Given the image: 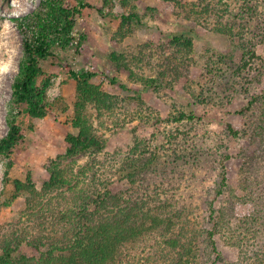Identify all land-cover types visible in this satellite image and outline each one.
I'll use <instances>...</instances> for the list:
<instances>
[{
    "label": "rangeland",
    "instance_id": "rangeland-1",
    "mask_svg": "<svg viewBox=\"0 0 264 264\" xmlns=\"http://www.w3.org/2000/svg\"><path fill=\"white\" fill-rule=\"evenodd\" d=\"M40 1L0 0V139L17 112L24 136L0 154V234L26 225V193L13 181L29 174L40 190L47 163L64 152L65 136L78 132L67 64L94 74L90 83L111 98L100 114L86 109L105 148L96 163L85 158L77 167L88 163L100 179L126 157L152 159L134 185L112 179L110 191L175 217L173 240L192 243L194 264H256L264 251V0H133L139 22L121 32L130 8L87 0L90 8L72 18L69 46L53 48L41 63L38 85L47 82L48 107L32 119L12 109V84L23 57L18 25ZM171 35L190 38L191 52L171 44ZM160 233L141 239L122 264H166L168 237ZM17 253L36 254L25 245Z\"/></svg>",
    "mask_w": 264,
    "mask_h": 264
},
{
    "label": "trees",
    "instance_id": "trees-1",
    "mask_svg": "<svg viewBox=\"0 0 264 264\" xmlns=\"http://www.w3.org/2000/svg\"><path fill=\"white\" fill-rule=\"evenodd\" d=\"M66 1L41 0L38 9L18 25L22 33L23 57L12 84V109L21 110L32 119L43 118L48 107L47 82L38 85L41 63L53 57V48L69 46L73 16L81 9L90 8L87 0H74L75 6ZM132 1L120 0L121 6L130 8V14L121 16L119 32L125 26L139 22ZM103 2L105 5L110 3L109 0ZM217 31L221 32L220 29ZM170 42L191 52V39L185 35H171ZM113 59L118 60L116 56ZM63 67L76 81L73 124L78 132L67 134L64 152L47 163L48 179L40 190L35 189L29 174L25 182L13 181L16 192L26 193L25 209L21 213L26 225L0 234V264H122L138 242L155 231H160L163 239L168 237L163 248L171 256L166 259V264H194L192 243L182 241L181 236V241L173 240L175 236L171 232L175 217L151 209L141 198L134 200L109 189L112 179L127 180L134 185L136 178L146 173L152 159L126 157L112 173L104 174L100 179L88 163L77 167L85 158L96 163L95 157L105 148V141L85 118L86 109L91 106L100 114L110 108L111 98L90 83L94 74L75 73L67 64ZM155 82L151 79L147 86L153 87ZM110 83L125 90L115 80ZM16 116L10 113L7 118L8 132L0 139V154L11 152L24 139ZM23 245L36 254L17 253ZM212 251H215L214 247ZM255 260L256 264H264V251ZM145 263H148L147 258L140 264Z\"/></svg>",
    "mask_w": 264,
    "mask_h": 264
}]
</instances>
